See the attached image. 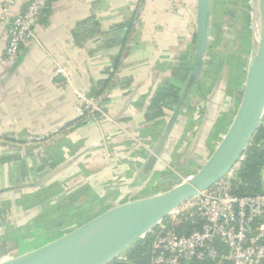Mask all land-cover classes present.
Here are the masks:
<instances>
[{
  "label": "crops",
  "instance_id": "1",
  "mask_svg": "<svg viewBox=\"0 0 264 264\" xmlns=\"http://www.w3.org/2000/svg\"><path fill=\"white\" fill-rule=\"evenodd\" d=\"M28 1L14 0L0 20V141H47L35 150L0 143V264L194 175L229 129L247 80L245 69L242 90L237 83L227 96L205 80L210 56L188 87L198 0H51L36 39L6 65L8 22ZM214 2L209 44L219 32ZM171 88L177 99L164 96ZM81 96L101 112L84 115ZM207 108L217 117L198 136Z\"/></svg>",
  "mask_w": 264,
  "mask_h": 264
},
{
  "label": "water",
  "instance_id": "2",
  "mask_svg": "<svg viewBox=\"0 0 264 264\" xmlns=\"http://www.w3.org/2000/svg\"><path fill=\"white\" fill-rule=\"evenodd\" d=\"M255 2L261 11V22L246 69L242 99L229 129L201 168L175 187L110 208L70 233L3 264H109L149 235L181 204L213 187L233 170L253 140L264 113V0ZM209 17L210 0H198L196 64L188 87L194 83L205 62L210 38ZM216 117L210 108L206 109L198 136L215 122ZM9 146L22 149V146ZM37 148L38 145L25 149Z\"/></svg>",
  "mask_w": 264,
  "mask_h": 264
},
{
  "label": "built area",
  "instance_id": "3",
  "mask_svg": "<svg viewBox=\"0 0 264 264\" xmlns=\"http://www.w3.org/2000/svg\"><path fill=\"white\" fill-rule=\"evenodd\" d=\"M49 2L29 0L9 24L4 64H14L22 48L36 39L37 25ZM14 4V0H9L4 5L0 20L5 21ZM56 73L64 72L59 68ZM81 97L85 102L84 115L101 112L97 99ZM244 159L242 155L224 179L181 204L152 230L153 264L206 260L217 264H264V193H233L234 173ZM183 219L193 220V230L188 235L177 231Z\"/></svg>",
  "mask_w": 264,
  "mask_h": 264
},
{
  "label": "rangeland",
  "instance_id": "4",
  "mask_svg": "<svg viewBox=\"0 0 264 264\" xmlns=\"http://www.w3.org/2000/svg\"><path fill=\"white\" fill-rule=\"evenodd\" d=\"M256 0H215L217 8V18L220 21L217 24L218 33L214 39L211 48L208 47L206 58L209 59L211 52L215 51L216 58L210 60L207 64L203 75L206 82L215 86L223 85L222 92L231 96L236 92L238 87L242 90L243 80L241 83V74L248 69L249 50L253 48L255 33L261 22V11L256 5ZM208 72L207 74H205ZM241 77V78H240ZM228 84V87H227ZM236 84V85H235ZM225 90V91H224ZM39 139L41 141H34ZM47 138L29 134L20 144L7 142V145L37 146L45 145ZM5 142V141H4ZM44 143V144H43ZM10 243H14L13 236L9 238ZM126 253V252H125Z\"/></svg>",
  "mask_w": 264,
  "mask_h": 264
},
{
  "label": "trees",
  "instance_id": "5",
  "mask_svg": "<svg viewBox=\"0 0 264 264\" xmlns=\"http://www.w3.org/2000/svg\"><path fill=\"white\" fill-rule=\"evenodd\" d=\"M51 1V0H50ZM50 3V2H49ZM45 13V12H44ZM43 13V15H44ZM217 37V36H216ZM213 42L209 44L212 46ZM212 60L217 56L215 51L210 53ZM185 72L186 67L183 66ZM187 76V75H186ZM100 85H103L102 83ZM169 91V90H168ZM98 93V92H97ZM100 93V92H99ZM167 98L178 97V91L171 88L169 93L164 95ZM166 98V99H167ZM245 159L241 166L235 171L233 182V193L237 196L255 195L264 193V120L261 122L253 140L245 150ZM192 219H183L178 226L179 234H190L193 230ZM200 226V225H198ZM152 234L147 235L144 239L139 240L134 246L122 253L121 256L110 262L109 264H153L152 263ZM223 251L224 247L221 246ZM184 264H217L213 261H191Z\"/></svg>",
  "mask_w": 264,
  "mask_h": 264
}]
</instances>
